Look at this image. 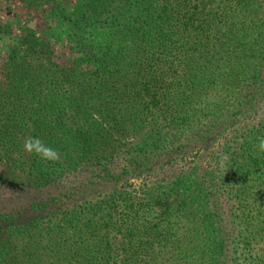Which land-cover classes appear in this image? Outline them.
I'll return each instance as SVG.
<instances>
[{
	"label": "trees",
	"instance_id": "trees-1",
	"mask_svg": "<svg viewBox=\"0 0 264 264\" xmlns=\"http://www.w3.org/2000/svg\"><path fill=\"white\" fill-rule=\"evenodd\" d=\"M21 1L68 21L6 37L0 264H264L263 0Z\"/></svg>",
	"mask_w": 264,
	"mask_h": 264
},
{
	"label": "rangeland",
	"instance_id": "rangeland-1",
	"mask_svg": "<svg viewBox=\"0 0 264 264\" xmlns=\"http://www.w3.org/2000/svg\"><path fill=\"white\" fill-rule=\"evenodd\" d=\"M50 10V4L27 7L21 0H0V77L4 72L3 65L11 47L6 39L9 35L20 34L27 36L28 33L34 30L35 32L32 33L33 37L44 33L46 35L51 34L62 37L61 34L65 32L67 27L68 17H61L59 24L55 27L49 26L48 23L45 24L44 19L48 17ZM260 12H264V0ZM2 24L8 25L11 28L3 27ZM62 43L65 45L66 42L62 40L52 42L54 51L52 55L59 62H65L69 57L68 51L63 48ZM143 182L145 180L142 177L133 178L131 180L132 188L141 189Z\"/></svg>",
	"mask_w": 264,
	"mask_h": 264
},
{
	"label": "clouds",
	"instance_id": "clouds-1",
	"mask_svg": "<svg viewBox=\"0 0 264 264\" xmlns=\"http://www.w3.org/2000/svg\"><path fill=\"white\" fill-rule=\"evenodd\" d=\"M24 148L30 153H35L44 159L55 160L57 158L56 150L46 145L40 138L32 137L25 141ZM259 148L264 151V139L260 140Z\"/></svg>",
	"mask_w": 264,
	"mask_h": 264
}]
</instances>
